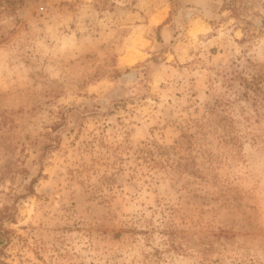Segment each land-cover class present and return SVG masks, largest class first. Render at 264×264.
Instances as JSON below:
<instances>
[{
  "label": "rangeland",
  "instance_id": "obj_1",
  "mask_svg": "<svg viewBox=\"0 0 264 264\" xmlns=\"http://www.w3.org/2000/svg\"><path fill=\"white\" fill-rule=\"evenodd\" d=\"M0 239L264 264V0H0Z\"/></svg>",
  "mask_w": 264,
  "mask_h": 264
},
{
  "label": "bare ground",
  "instance_id": "obj_2",
  "mask_svg": "<svg viewBox=\"0 0 264 264\" xmlns=\"http://www.w3.org/2000/svg\"><path fill=\"white\" fill-rule=\"evenodd\" d=\"M157 21H158V19H153V22H157ZM132 53H133V52L128 53V54L123 58V60H124L125 62H132L133 59L136 58V56H134Z\"/></svg>",
  "mask_w": 264,
  "mask_h": 264
},
{
  "label": "crops",
  "instance_id": "obj_3",
  "mask_svg": "<svg viewBox=\"0 0 264 264\" xmlns=\"http://www.w3.org/2000/svg\"><path fill=\"white\" fill-rule=\"evenodd\" d=\"M153 19H158V21H157V22H153ZM162 19H163V15H162V14L155 15V16L152 17V19H151V23H152V24H158V23L161 22Z\"/></svg>",
  "mask_w": 264,
  "mask_h": 264
},
{
  "label": "trees",
  "instance_id": "obj_4",
  "mask_svg": "<svg viewBox=\"0 0 264 264\" xmlns=\"http://www.w3.org/2000/svg\"><path fill=\"white\" fill-rule=\"evenodd\" d=\"M1 241H2V240L0 239V243H1Z\"/></svg>",
  "mask_w": 264,
  "mask_h": 264
}]
</instances>
